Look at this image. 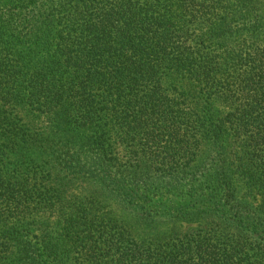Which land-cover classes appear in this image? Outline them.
I'll return each mask as SVG.
<instances>
[{
	"label": "trees",
	"instance_id": "16d2710c",
	"mask_svg": "<svg viewBox=\"0 0 264 264\" xmlns=\"http://www.w3.org/2000/svg\"><path fill=\"white\" fill-rule=\"evenodd\" d=\"M0 264H264V0H0Z\"/></svg>",
	"mask_w": 264,
	"mask_h": 264
},
{
	"label": "rangeland",
	"instance_id": "374dc122",
	"mask_svg": "<svg viewBox=\"0 0 264 264\" xmlns=\"http://www.w3.org/2000/svg\"><path fill=\"white\" fill-rule=\"evenodd\" d=\"M107 202H108L110 208H112L114 211H119L123 216H125L123 213H126L127 211H124V210H122L121 208L117 207V206H116V202H115L114 200H108ZM122 212H123V213H122ZM125 217H126L127 221H130L131 224H134V225L136 224L135 221H133L131 215H130V216L127 215V216H125ZM166 225H167V224H165V226H166ZM168 225H169V224H168ZM196 225H197L196 223H193V224L184 223V224H182L181 229L184 231V230H187V229H189L190 227H193V226H196ZM165 226H164V225L161 226L160 229H161V230L164 229Z\"/></svg>",
	"mask_w": 264,
	"mask_h": 264
}]
</instances>
